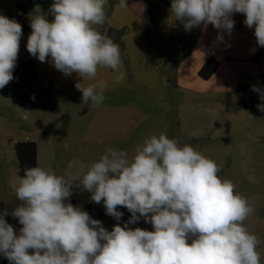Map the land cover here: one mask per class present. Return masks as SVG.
I'll use <instances>...</instances> for the list:
<instances>
[{
	"label": "clouds",
	"instance_id": "obj_1",
	"mask_svg": "<svg viewBox=\"0 0 264 264\" xmlns=\"http://www.w3.org/2000/svg\"><path fill=\"white\" fill-rule=\"evenodd\" d=\"M107 4L53 0L51 22L39 5L29 13L27 51L81 77L75 88L83 104L99 106L105 99L109 85L97 79L99 69L123 79L119 45L98 30L108 18ZM117 7L126 8L127 0H118ZM170 12L186 31L211 24L228 34L232 16L244 14V24L264 47V0H171ZM22 35L19 22L0 15V89L14 79ZM252 90L264 101V91ZM257 107L264 111V103ZM219 172L213 160L164 133L137 145L131 159L125 150L108 148L79 183L74 176L26 167L14 185L21 203L11 212L22 227L17 233L5 219L8 211L0 213V254L9 264H261L260 241L244 226L253 208ZM74 185L91 193L93 202L103 201L117 221L123 216L118 206L126 208L129 220L108 231L68 202ZM141 217L153 230L129 227Z\"/></svg>",
	"mask_w": 264,
	"mask_h": 264
},
{
	"label": "rangeland",
	"instance_id": "obj_2",
	"mask_svg": "<svg viewBox=\"0 0 264 264\" xmlns=\"http://www.w3.org/2000/svg\"><path fill=\"white\" fill-rule=\"evenodd\" d=\"M29 69L18 65L14 79L0 89V213L18 233L22 225L11 212L21 202L15 195L18 186V163L14 153L16 142L33 141L36 166L58 175L82 180L89 166L98 161L108 148L125 150L131 159L136 147L152 136L164 133L180 146H192L220 168L222 179L230 180L235 191L245 197L253 212L244 226L260 241L257 251L264 260V103L260 93L244 91L229 96L216 105L195 98L190 101L170 99L169 105L152 102L143 93L117 96L104 100L98 110L91 100L56 97L30 79ZM262 91L264 87L259 86ZM34 97V99H33ZM123 100H125L123 102ZM80 206L103 227L111 231L123 226L131 213H123L120 221L106 214L103 201L91 200V193L73 186L68 201ZM129 227L153 230L141 219ZM0 264L9 261L0 254Z\"/></svg>",
	"mask_w": 264,
	"mask_h": 264
},
{
	"label": "crops",
	"instance_id": "obj_3",
	"mask_svg": "<svg viewBox=\"0 0 264 264\" xmlns=\"http://www.w3.org/2000/svg\"><path fill=\"white\" fill-rule=\"evenodd\" d=\"M52 3L53 0H0V15L14 18L22 26L17 66L29 69L30 77L23 70L24 76L56 97L79 99L82 93L75 84L81 77L58 71L50 57L40 62L26 48L32 31L29 13L39 5L51 22ZM117 4L118 0H108V18L98 26L102 34L119 45L122 60L120 81H116L117 74L111 69L98 71L97 79L109 85L105 101L140 92L160 105H169L174 98L179 102L200 98L216 105L253 86L264 87V47L256 43L254 28L244 24V14L232 16L235 25L231 34L211 24L206 29L200 26L186 31L171 15V0H127L123 9ZM209 59L216 61V68L202 78L199 71Z\"/></svg>",
	"mask_w": 264,
	"mask_h": 264
},
{
	"label": "trees",
	"instance_id": "obj_4",
	"mask_svg": "<svg viewBox=\"0 0 264 264\" xmlns=\"http://www.w3.org/2000/svg\"><path fill=\"white\" fill-rule=\"evenodd\" d=\"M216 61L207 60L199 71V76L206 78L216 68ZM15 157L18 163V175L22 177L26 167L36 166V146L33 141L16 142L13 146Z\"/></svg>",
	"mask_w": 264,
	"mask_h": 264
},
{
	"label": "water",
	"instance_id": "obj_5",
	"mask_svg": "<svg viewBox=\"0 0 264 264\" xmlns=\"http://www.w3.org/2000/svg\"><path fill=\"white\" fill-rule=\"evenodd\" d=\"M261 264H264V260L262 261V263Z\"/></svg>",
	"mask_w": 264,
	"mask_h": 264
}]
</instances>
